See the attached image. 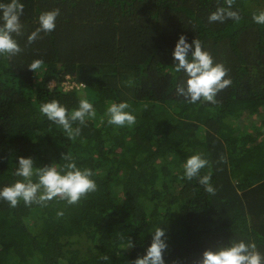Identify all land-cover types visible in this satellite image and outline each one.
I'll use <instances>...</instances> for the list:
<instances>
[{
	"label": "trees",
	"instance_id": "obj_1",
	"mask_svg": "<svg viewBox=\"0 0 264 264\" xmlns=\"http://www.w3.org/2000/svg\"><path fill=\"white\" fill-rule=\"evenodd\" d=\"M20 2L23 34L13 35L22 51L0 57V189L22 179L19 157L62 167L70 152L97 190L75 205L0 200V264H130L156 227L166 232L165 264H195L232 240L254 241L264 255V25L252 19L264 0H235L239 22L223 23L208 17L224 0ZM57 8L55 30L29 45L40 14ZM181 35L229 69L217 103L177 95L186 81L172 65ZM35 59L44 63L34 73ZM81 98L96 116L73 123L75 140L39 111L56 100L70 114ZM113 102H126L135 124L110 125ZM195 154L209 161L200 176L211 173L214 195L198 177L181 179Z\"/></svg>",
	"mask_w": 264,
	"mask_h": 264
},
{
	"label": "clouds",
	"instance_id": "obj_2",
	"mask_svg": "<svg viewBox=\"0 0 264 264\" xmlns=\"http://www.w3.org/2000/svg\"><path fill=\"white\" fill-rule=\"evenodd\" d=\"M224 3L227 7H218L209 15L210 23H223L227 19L239 22L241 17L238 11L232 10L235 0H224ZM23 10L24 4L20 0L0 2V57L10 58L22 51L13 34L16 36L23 34V26L20 22ZM59 15V8L42 12L39 16V27L28 35L27 43L30 45L42 38L41 32L54 31ZM252 19L255 23L264 25V10L254 12ZM172 55L174 71L184 72L186 76V81L176 86L177 95L183 96L191 104H196L198 101L215 104L217 94L232 84L231 78H226L229 69L222 63H214L213 57L203 49L202 42L198 38L189 44L187 38L181 35ZM43 63L42 59H35L28 65V69L35 73ZM132 83L131 80L125 81L127 86H132ZM128 107L126 102L111 103L105 113L108 117L107 122L118 127L135 124L136 117L125 111ZM39 111L50 122L62 127L71 140H75L81 134L80 127L73 128L74 122L78 121L80 125H85L86 117L95 118L96 116L93 104L86 98H81L78 108L73 109L70 114L68 109L56 100L42 103ZM62 160L65 161L62 167H59L57 163L34 167L32 158L19 157L18 167L14 174L22 179L0 189V200L7 201L13 208L17 207L20 201H23L26 206H31L33 203L47 206L48 202L53 199L66 201L68 205H75L89 193L97 190L91 169L77 167L70 152L62 154ZM207 166H209V161L203 158L202 154L191 155L183 164L184 175L181 179L192 180L198 177L205 191L214 195L216 189L210 183L211 173L200 176L201 169ZM62 215L63 212L57 213V216ZM151 233L152 241L146 249V254L137 257L130 264H165L164 252L168 248L166 232L164 228L156 227ZM134 246L133 241L128 239L127 248ZM100 258L103 261L109 260L107 255H101ZM195 264H264V255L257 250L254 241L232 240L230 246L222 245L215 251H204L202 258L196 260Z\"/></svg>",
	"mask_w": 264,
	"mask_h": 264
},
{
	"label": "rangeland",
	"instance_id": "obj_3",
	"mask_svg": "<svg viewBox=\"0 0 264 264\" xmlns=\"http://www.w3.org/2000/svg\"><path fill=\"white\" fill-rule=\"evenodd\" d=\"M82 93L84 94V92H82ZM82 93H81V94H82Z\"/></svg>",
	"mask_w": 264,
	"mask_h": 264
}]
</instances>
